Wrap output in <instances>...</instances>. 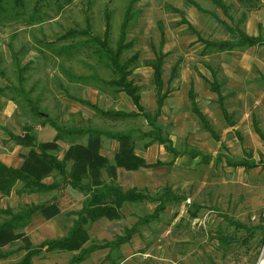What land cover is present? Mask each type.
<instances>
[{
  "label": "rangeland",
  "instance_id": "374dc122",
  "mask_svg": "<svg viewBox=\"0 0 264 264\" xmlns=\"http://www.w3.org/2000/svg\"><path fill=\"white\" fill-rule=\"evenodd\" d=\"M223 1L229 15L211 0H136L127 23V37L134 40V46L124 55L139 52L140 62L130 77L139 86L141 102L152 116L156 111L152 69L143 61L159 48L160 23L165 38L162 50L169 52L163 79L170 93L158 116L164 133L178 150L194 148L233 160L251 158L258 165L250 169L233 167L224 158L217 163H202L187 154L168 163L172 155L163 145L143 147L145 140L137 139L135 154L147 163L160 160L163 164L131 170L117 167L115 181L125 189L145 188L150 193L169 185L182 198L167 203L159 217L141 225L129 241L113 250H95L79 264H264V231L260 226L264 218V140L253 126L256 121L264 134V44L216 51L205 49L198 39L199 35L210 40L234 38L220 20L264 39V0L255 2L260 3L257 7H247L237 0ZM128 3L129 0H23L21 6H9L0 21V160L5 165L21 166L29 151V146L17 144L6 130L26 140L52 142L55 130L44 120L46 117L77 128L150 127L142 115L112 119L80 103L76 98L88 99L102 109H135L124 92L94 79H109L113 74L91 46L81 43L68 48L83 42L86 35L61 38L70 29H87L90 35L102 36L108 19V40L114 46ZM174 64L177 68L171 77ZM212 73L221 84L226 108L234 116L233 125L223 119L216 94L210 90ZM190 86L218 139L191 112L187 97ZM85 140L84 136L65 135L55 140L56 149L48 151L61 158L71 143ZM117 145V141L103 137L100 153L111 157ZM54 177L59 176L52 173L42 181H53ZM20 187L18 182L9 195L0 193V206L16 211L26 204L45 201L54 193H19ZM65 190L69 196L65 212L50 218L34 213L26 226L15 230L21 236L1 249H17L23 243L22 236L38 244L65 234L84 197L69 186ZM195 204L199 208L192 216ZM154 206L151 201L125 203L121 218H101L86 226L89 240L85 245L114 240ZM2 217L0 214V220ZM221 235L226 242L219 239ZM23 253L16 250L0 257V264L15 262ZM70 255L42 252L33 258V264H66Z\"/></svg>",
  "mask_w": 264,
  "mask_h": 264
},
{
  "label": "trees",
  "instance_id": "16d2710c",
  "mask_svg": "<svg viewBox=\"0 0 264 264\" xmlns=\"http://www.w3.org/2000/svg\"><path fill=\"white\" fill-rule=\"evenodd\" d=\"M135 1L136 0H129L126 15L121 23L118 38L114 46H111L108 40L110 27L108 19L105 23L102 36L90 35L87 29H70L61 35V38L72 37L76 34L86 35L87 37L83 42L72 43L73 45H68V48L76 47L81 43L91 46L92 52L97 56L98 60L111 71L113 77L109 79L97 77L90 78L101 81L117 91L124 92L132 101L135 109L130 111L121 109H102L96 103L88 99H76L99 114L112 119L142 115L147 120L150 127L146 130L141 128L106 130L88 126L77 128L65 126L51 117H46L44 120L55 130V138L52 142H37L32 141V139L26 140L6 130L9 137L14 139L17 144L29 146V151L24 155V162H22L19 167L7 166L0 160V193L2 195H9L12 188L18 182L21 183V187L17 189L19 193L29 190L37 192L54 191L47 200L26 204L16 211L9 207L0 206V214L3 216L0 220V257H7L16 250L24 251L17 261L10 264H33V258L39 256L42 252L59 251H75L66 264H79L88 258L90 253L95 250L106 247L110 250L118 248L122 243L129 241L133 234L138 233L141 225L149 224L152 220L158 218L159 214L165 210L167 203L179 201L182 196L175 193L169 185L164 186L159 192L150 193L145 188L131 187L125 189L115 181L117 167L131 170L141 166H158L163 164L160 160L147 163L135 154L137 139L145 140L142 145L143 147H148L153 143L163 145L172 155V159L168 161V163H171L172 160L178 156L187 154L191 158L199 159L202 163H217L224 158L226 163L233 167L241 166L245 169H250L258 165V163L251 158L233 160L228 157H222L221 154L216 156L205 154L194 148L191 151L178 150L173 145L169 135L164 133L162 127L158 123V116L170 93V89L168 86H165L163 79V65L169 52L162 50L165 38L164 30L160 23L159 48L154 50L153 56L150 59L143 61L145 65L150 66L152 69V84L155 89L156 111L152 116L149 115L141 102L140 88L134 82V79L130 77L133 70L140 62L139 52L134 51L128 56L124 55L126 50L134 46V40L128 39L127 37V23L131 16L130 10ZM211 1L222 9L224 14L229 15L228 7L223 0ZM237 1L247 7H257L260 5V3H255L260 2V0ZM21 5H23V0H0V21L9 6L16 8ZM195 5L198 9L206 11L201 6ZM175 10L177 11V9ZM220 22L222 26L228 29L235 37L224 40H210L203 38L198 32L194 31L199 35L198 39L202 41L205 49L232 51L264 44V39L260 35L247 34L238 24V26H236V24L228 25L222 20H220ZM189 27L192 28L191 25ZM176 68L177 64L172 65L170 70L171 77L174 76ZM212 75L213 79L209 81V84L210 89L217 96V106L225 122L228 125H233L235 123L234 116L226 108L225 95L221 89V84L217 81L215 73H212ZM24 97L29 100L26 95H24ZM187 97L190 110L197 116L202 127L215 139H218L206 114L198 106L196 94L192 86L188 89ZM33 106H35V104ZM34 112L37 113L38 111L35 110ZM253 126L258 136L264 140V134L256 121H253ZM65 135L84 136L86 140L85 142L71 143L63 156L59 158L57 153L48 150L56 149L58 145L55 140L61 139ZM103 137L113 139L118 143L117 150L114 152L112 158L100 153ZM52 173H55V176L58 175V179L54 177L53 181L50 183L42 181L44 177ZM67 186L82 192L84 197L80 208L74 211L75 218L64 235L57 238L43 239L38 244H33L22 236L23 243L17 249L11 251H4L1 249V246L11 243L13 238L21 236V233L15 230L26 226L34 213L39 212L45 218H50L63 212L69 200V196L65 192ZM142 201L154 202V209L151 212L139 216L133 224L125 227L123 233L117 235L114 240H105L102 243H90L85 245L89 240L86 227L88 224L100 218L108 220L119 219L122 216L121 208L125 203ZM198 208V205L195 204L194 209L191 211L192 216H196ZM260 226H262L264 231V218ZM219 239L224 242L227 241L223 235H221Z\"/></svg>",
  "mask_w": 264,
  "mask_h": 264
},
{
  "label": "crops",
  "instance_id": "0c3cea01",
  "mask_svg": "<svg viewBox=\"0 0 264 264\" xmlns=\"http://www.w3.org/2000/svg\"><path fill=\"white\" fill-rule=\"evenodd\" d=\"M210 90H211V89H210ZM211 91H212V90H211ZM216 97H217V96H216ZM225 102H226V98H225ZM198 120H199V119H198ZM199 122H200V121H199ZM117 144H118V143H117ZM149 146H150V145H149ZM117 147H118V145H117ZM116 150H117V148H116ZM116 150H115V151H116ZM115 151L112 152V156H111V157H109V156H107V157L112 158L113 155H114V152H115ZM1 161H2V160H1ZM14 167H18V166L15 165ZM43 182H45V183H50V182H52V181H43ZM122 187H123V186H122ZM123 188H124V187H123ZM65 191H66V190H65ZM70 196H71V195H70ZM67 203H68V202H67ZM67 203H66V204H67ZM80 206H81V205H80ZM67 208H68V207H65L64 210H63V212H65ZM79 208H80V207H79ZM79 208H78V209H79ZM100 219H101V218H100ZM62 235H64V234H62ZM62 235H60V236H62ZM60 236H58V237H60ZM53 238H57V237H53ZM62 252H64L65 254H72V255H73L75 251H62ZM47 253H50V252H47ZM72 255H70V257H71ZM70 257H69V259H70Z\"/></svg>",
  "mask_w": 264,
  "mask_h": 264
}]
</instances>
